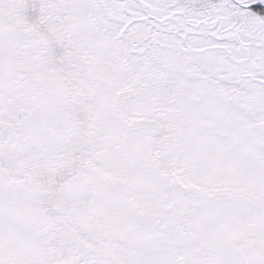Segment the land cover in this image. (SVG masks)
I'll list each match as a JSON object with an SVG mask.
<instances>
[{"label":"snow or ice","instance_id":"1","mask_svg":"<svg viewBox=\"0 0 264 264\" xmlns=\"http://www.w3.org/2000/svg\"><path fill=\"white\" fill-rule=\"evenodd\" d=\"M0 264H264V0H0Z\"/></svg>","mask_w":264,"mask_h":264}]
</instances>
